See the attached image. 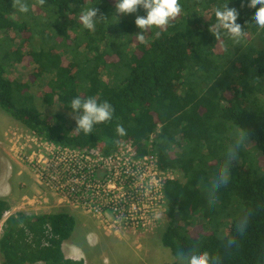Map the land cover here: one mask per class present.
Segmentation results:
<instances>
[{
	"label": "trees",
	"instance_id": "trees-1",
	"mask_svg": "<svg viewBox=\"0 0 264 264\" xmlns=\"http://www.w3.org/2000/svg\"><path fill=\"white\" fill-rule=\"evenodd\" d=\"M115 3L0 0V109L58 146L110 155L132 141L139 156L152 154L163 171L177 174L164 185L162 243L172 264L177 253L192 251H207L219 264H264V29L251 19L259 5L179 0L180 14L140 39L135 19L146 12L119 20ZM225 4L239 12L238 38L215 30V10ZM88 7L97 9L95 31L80 20ZM27 63L37 66L28 81L10 77L15 64ZM75 96L108 101L112 119L85 134L64 114L39 109L38 100L70 114ZM10 209L0 198V224ZM75 228L64 210L13 214L0 239L2 263L85 264L63 251Z\"/></svg>",
	"mask_w": 264,
	"mask_h": 264
},
{
	"label": "built area",
	"instance_id": "built-area-1",
	"mask_svg": "<svg viewBox=\"0 0 264 264\" xmlns=\"http://www.w3.org/2000/svg\"><path fill=\"white\" fill-rule=\"evenodd\" d=\"M14 132L8 134L11 151L41 190L26 197L20 210L80 213L117 237L158 229L166 215L164 185L175 179V173L163 171L156 156H139L132 141L122 142L115 152L105 155L96 148L58 146L31 131L16 140ZM11 215L7 212L5 219Z\"/></svg>",
	"mask_w": 264,
	"mask_h": 264
},
{
	"label": "clouds",
	"instance_id": "clouds-1",
	"mask_svg": "<svg viewBox=\"0 0 264 264\" xmlns=\"http://www.w3.org/2000/svg\"><path fill=\"white\" fill-rule=\"evenodd\" d=\"M244 2L252 8L259 5L251 19L254 21L253 24L264 29V0H244ZM14 7L21 13L29 12V7L25 3L18 2ZM141 8L146 12V15L137 16L135 19V25L140 29V32L137 33L140 39H143L141 34L143 30L149 27L167 26L181 12L179 0H116L114 13L120 20L121 14L136 13ZM238 16V10L229 8L228 4L216 8L215 30L217 33L223 30L233 38L240 37L244 26L237 22ZM96 17V7H88L80 13L83 27L89 31H95L96 22L99 21L95 19ZM67 107L76 121V130L85 134L92 133L96 125L110 121L114 114V108L108 101L98 102L93 96L87 98L75 96ZM116 132L118 135H123V127L118 126ZM177 261L178 264H219L218 258L207 251H192L191 254L180 252L177 253Z\"/></svg>",
	"mask_w": 264,
	"mask_h": 264
},
{
	"label": "rangeland",
	"instance_id": "rangeland-1",
	"mask_svg": "<svg viewBox=\"0 0 264 264\" xmlns=\"http://www.w3.org/2000/svg\"><path fill=\"white\" fill-rule=\"evenodd\" d=\"M36 68L37 66L32 63L15 64V66L10 70V77L18 80L19 82H26L29 80ZM45 82L46 79L41 78L33 83L32 93L35 96L42 92ZM38 101L39 109L43 115L52 116L60 113L64 114L68 119H70L71 122L75 121L73 116L65 113V111H63L60 107L54 106L51 108H46L42 105L40 100ZM0 114H5L8 116L11 120L10 124L14 123L16 126L13 128V132L15 131L14 133L17 134L16 140H19L22 136H27L29 134V131H27L28 129H26L21 123H17V121L11 119L12 117L7 115V113L1 109ZM6 128L7 126L4 128V130ZM10 131L12 132V130H9L7 134L5 133L7 135L6 137L5 134L3 136L2 133H0V147H5V144L8 146V134ZM2 136L5 138L3 141H1ZM9 140H11V138H9ZM19 143L24 144L25 142L20 140ZM177 177L178 175L175 174V178ZM18 189L19 192L16 195L14 201H11L13 206H18V204L23 205L22 197L25 191L22 188H19V186ZM20 208H22V206H20ZM61 211L63 210L60 209L56 210L55 212ZM16 213H18V211L12 212V214ZM72 215L76 219V228L72 237L63 246L65 256H67L71 250L75 249L76 245H79L86 257L87 264H172L174 262V256L171 250L164 247L162 243L164 231L169 223V219L166 215L163 217L156 231L148 234L127 233L121 237L104 232L91 220V218L82 216L79 213H72ZM84 225L89 227L86 231L83 229ZM89 231H94L96 232V236H100V241L97 245L92 244L90 246V244H88L86 234ZM2 234L3 231L0 229V238L2 237ZM2 262L3 258L0 254V263Z\"/></svg>",
	"mask_w": 264,
	"mask_h": 264
},
{
	"label": "crops",
	"instance_id": "crops-1",
	"mask_svg": "<svg viewBox=\"0 0 264 264\" xmlns=\"http://www.w3.org/2000/svg\"><path fill=\"white\" fill-rule=\"evenodd\" d=\"M11 119H13V118H11ZM10 121L11 120L9 119L8 116H6L5 114H0V133H2L3 136L5 133L7 134L9 130H13V128L16 127L14 125V123L10 124ZM6 126H7V128L4 130V128ZM6 134H5V137L7 136ZM0 136H1V134H0ZM3 136H2L1 141H3L5 139ZM6 140H7V138H6ZM3 145H4V143H3ZM8 146L5 144V147H3V148L0 147V198L2 200L6 201L7 203H9L10 208H11L9 212L22 211L23 213H26V214H33V213H30V211L27 209L26 210L25 209L20 210V206H22L20 204H18V206L12 205V202L14 201L16 195L19 192L18 186H19V188H22L25 191V193L22 197V201H24V199L26 197H31L32 195L36 194L37 192L40 193L41 190L37 187L31 172L25 167L24 164H22L20 161H18L15 158L14 154L11 151L12 145L10 143L9 137H8ZM48 214H50V213H48ZM80 215L88 217V216L83 215V214H80ZM88 218H90V217H88ZM5 221H6V219L4 217L2 223L0 224V229L2 231H3ZM92 221L97 225V223L94 220H92ZM88 228L89 227H87L86 225L83 226V229L85 231ZM95 233L96 232H94V231H92V232L89 231L86 234V238H87L88 244H90V246L92 244L97 245L100 241V236L99 235L96 236ZM66 242H68V241H66ZM65 243L63 244V246L65 245ZM68 255L66 257H68L69 259L76 260V261L82 260L85 262V264H87L86 263V257L84 255V253L82 252V250L80 249L79 245H76L75 249L71 250Z\"/></svg>",
	"mask_w": 264,
	"mask_h": 264
},
{
	"label": "water",
	"instance_id": "water-1",
	"mask_svg": "<svg viewBox=\"0 0 264 264\" xmlns=\"http://www.w3.org/2000/svg\"><path fill=\"white\" fill-rule=\"evenodd\" d=\"M0 264H3V263H0Z\"/></svg>",
	"mask_w": 264,
	"mask_h": 264
}]
</instances>
